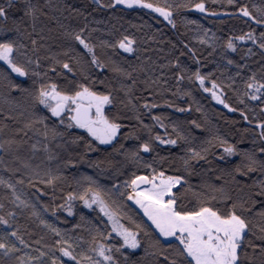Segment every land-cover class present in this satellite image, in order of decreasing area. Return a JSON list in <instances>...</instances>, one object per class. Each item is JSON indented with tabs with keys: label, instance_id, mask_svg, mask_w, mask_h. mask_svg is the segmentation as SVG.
I'll return each instance as SVG.
<instances>
[{
	"label": "trees",
	"instance_id": "trees-1",
	"mask_svg": "<svg viewBox=\"0 0 264 264\" xmlns=\"http://www.w3.org/2000/svg\"><path fill=\"white\" fill-rule=\"evenodd\" d=\"M99 1L32 0L42 14L35 32L31 22H27V32L32 33L31 39H36L37 44L33 46L25 34L21 43L26 48L22 51H27L34 61L30 65L29 79L40 80L43 84L55 83L62 91H74L75 84H87L93 90L111 92L114 101L106 115L120 123L121 130L112 144L104 145L83 129L65 128L67 142L85 160L103 161L98 167L93 166L100 173L96 184L79 181L72 172L55 175L54 179L46 175L24 176L15 182L0 166V178L15 186L13 193L6 184L0 183V204L4 206L0 208V216L8 221L7 224L0 223V237L7 236L19 249L7 257L0 251V264H21V261L23 264H52L53 257L58 264H90L89 257L107 264L103 257L92 251L98 244L112 246L111 253L106 254L125 264L124 255L115 251L122 239L111 231L108 218L96 205L86 207L79 196L91 184L101 191L106 203L117 213L119 223L133 231H137L139 224L142 241L148 242L149 237L144 232H155L154 226L128 199V187L122 182L130 183L140 175L151 178L159 172L182 176L187 181L181 192L184 193L183 203L188 206L197 203L194 193L203 194V198L217 195V201L213 203L220 208L227 206L207 185L223 186L237 201H248L245 207H251L252 211L246 215L254 226L246 240L260 245L262 242L258 237L260 229L264 228V217L256 213L264 205L258 196L254 197L256 203L253 204L248 194L258 193L260 185L257 182L264 180V175L259 172L245 177L236 174L237 184L229 173L241 161L240 152H254L258 159H264L258 151L264 148L261 139L264 89L258 91L247 87L253 82V76L258 84L264 85V49L260 47L264 43L261 38L264 24L256 22L264 13V0H232L231 3L229 0H204V12L192 7L200 0H146L161 7L171 5L173 23L145 8L104 7L111 0ZM245 6L255 20L244 17L239 11ZM81 28L84 29L82 35L94 46L106 67L90 64L91 56L66 34L79 32ZM247 33H252L255 40L236 39ZM124 35L135 40L134 52L107 46L116 44ZM229 39L235 50L227 47ZM65 61L73 67L71 73L63 69ZM197 71L205 77L206 85L215 82L221 88L228 107L217 104L204 91L195 78ZM253 95L257 99L253 100ZM154 117H159V121ZM193 121L200 127L197 128ZM76 137H83V140L73 143ZM89 140L92 151L85 148ZM162 140H176L177 143L164 144ZM221 140L233 145L237 154H225ZM145 142L150 146L148 151L139 147ZM120 145L123 149L114 151ZM189 148H195L203 158L190 159L186 167L184 159L190 155ZM131 151L138 152L135 160L127 155ZM104 175H114L117 179L112 181ZM48 179H52V183L44 182ZM113 185L117 186L113 188ZM185 189L190 191L185 192ZM70 192L75 197L72 200L68 199ZM17 193L20 201L25 202L23 205L15 200ZM90 196L88 193V198ZM67 206L71 207V214H68ZM52 228L58 229L59 235ZM13 231L24 239V245L10 235ZM58 240L60 244H57ZM61 247H68L76 260L64 256ZM122 251L130 257L128 264L133 261L144 264L145 260L151 259L141 260L143 248ZM41 253L47 255L41 256ZM37 257L38 262L30 259Z\"/></svg>",
	"mask_w": 264,
	"mask_h": 264
},
{
	"label": "snow or ice",
	"instance_id": "snow-or-ice-1",
	"mask_svg": "<svg viewBox=\"0 0 264 264\" xmlns=\"http://www.w3.org/2000/svg\"><path fill=\"white\" fill-rule=\"evenodd\" d=\"M231 2L232 0H229V3ZM117 4L126 5L129 8L133 5H138L143 8L152 9L163 16L169 23H173L171 19V5L161 7L153 3H148L146 0H111L110 4L103 6L113 7ZM177 7L180 6L177 5ZM192 7L201 12L205 11L204 0L193 4ZM239 11L242 12L244 17L256 19L246 6L241 7ZM41 14V10L36 4L32 3V0H0V61H3L7 65V68L11 70V73L17 74L18 77L31 78L30 65L34 61L28 55L27 51H22V49L26 48V45L21 43V38L27 34L28 38L31 39L32 33L27 32V22H31L30 26L32 31L35 32L36 23ZM256 22L264 24V13H262L261 18L256 20ZM83 32L84 29L81 28L79 32L66 34L83 47L85 54L91 56L90 64L99 68L106 67L94 51V46L82 35ZM261 38L264 39V33H261ZM236 39L255 40V37L252 33H247ZM103 43L107 44V42ZM31 44L35 46L37 44L36 39H31ZM134 44L135 40L133 38L124 35L116 44H107V46L111 48L118 46L125 52L132 53L135 50ZM227 47L235 50V45L231 39H229ZM260 47L264 49V43H261ZM35 50L34 48L33 51ZM56 62L60 63V61ZM35 63L38 65V59ZM62 67L69 73L73 71V67L67 61L63 63ZM115 70L120 71V69ZM31 75H39V73H32ZM127 75L131 76V73ZM194 75L200 81L201 86H203L205 77L200 75L199 71ZM3 78L5 81L4 87L8 94L5 97L6 102L11 103L12 101H9L8 97L13 92H16L22 97H30L33 108L36 105H43L53 117H61V113L67 110L71 113L67 127L71 128L75 124L76 127L86 130L88 136L100 144H112L121 130V124L105 114V106L112 105L114 101L111 92L93 90L87 84H75L74 91L59 90L58 85L55 83L40 84L39 88H36L35 80H32L31 84L23 81L17 82L7 71L3 72ZM177 79H182V77H177ZM252 80V83L247 84L248 88H255L258 91L264 89V85L258 84L254 76ZM133 84H135L134 80ZM213 87H217L215 82H213ZM204 90L211 91V89L207 88ZM212 97L218 100L219 103L224 104V100L216 92H212ZM252 99L255 100L257 97L253 95ZM145 107H149V105H145ZM225 107H228V105L225 104ZM45 119L47 117H38L35 121L30 120L25 127H34L36 123H41ZM153 119L159 121V117H154ZM60 123H64L63 119L60 120ZM193 124H195V121H193ZM195 126L197 128L200 127L199 124H195ZM51 132L53 137L61 135L54 128ZM42 135L45 139L48 138L49 129L47 124L44 125ZM125 138H127V135ZM156 139L159 140L160 137L157 136ZM181 139H184V137H181ZM261 139L264 140V132L261 133ZM76 140H83V137H76L73 143ZM161 142L164 144L177 143L176 140H162ZM6 143L13 144L17 142L8 141ZM220 145L223 147V152L228 156L237 154V149L233 145L227 144V141L221 140ZM4 147L5 144H0V148ZM32 147L35 149L36 145H32ZM139 147L148 151L150 146L145 142L140 144ZM44 148L46 151L48 150L47 144L44 145ZM85 148L87 151L93 150L91 140L85 144ZM122 149L123 145H120L114 151H121ZM204 151H207V149H204ZM258 151L264 156V148H260ZM187 152L190 154L188 159L182 158L184 159L186 167L189 166L190 159L203 158L195 148H189ZM127 155L135 160L138 152L131 151ZM239 155L242 157L241 161L229 173L232 175V181L234 183L239 184V181L236 179V174L245 177L249 173L259 172L264 175V159H258L254 152L245 151L240 152ZM48 159H52V157L49 156ZM81 160H83V156H81ZM100 163H103V161H94L90 166L98 167ZM108 163L111 162L109 161ZM24 167L30 168L31 165L24 162ZM52 179L44 182L50 184L52 183ZM85 179L91 181L92 184L95 183L91 177H85ZM218 179H222V177H218ZM0 183L6 184L15 193V186L13 184L4 181L2 178H0ZM18 183H22V181H18ZM141 183L150 185V187L138 190L139 184ZM257 183L260 185L258 193L249 192L248 198L249 201L255 204L256 200L254 197L258 196L260 203L264 205V180H260ZM186 184L187 181L182 176H166L164 172L155 173L151 178L148 176H136L130 183H125L126 187H131L133 190L128 194V199L134 200L139 205L143 210V214L151 221V225L154 226L155 232H144V235L149 237L148 242L142 241L139 234L141 228L139 224L136 225L137 231H133L131 228L119 223L117 213L106 203L101 191L93 188L91 184L85 189L84 194L79 196V199L84 202L86 207L92 208L93 205H96L99 211L108 218V222L111 224V231L115 232L122 239V244L116 247L115 251L124 255L125 264H128L130 257L125 255L122 249L140 250L141 248H143L141 260H144L146 257H151L150 260H145L144 264H264V228L260 229L261 235L258 237L262 242L260 245L253 243L252 240L245 239L252 232L254 226L248 215H246V213H251L252 211L251 207H245L248 201H237L225 191L223 186L216 188L214 185H207L213 193L218 194L220 202L225 203L227 206L225 208L217 207L213 203L217 201V195L203 198V194L201 193H194L197 197V203L193 206H188L183 203L184 193L181 192V189ZM177 185L180 188H177ZM115 187L113 185V188ZM174 188L176 189L175 191H173ZM187 191H190V189H185V192ZM88 193H91L90 198H88ZM74 198L73 193H68L69 200ZM15 200L19 201L22 205L25 203L24 201H20L19 196H16ZM3 207V204H0V208ZM62 207L65 206L62 205ZM67 211L71 214L72 209L70 206H67ZM256 214L264 217V207ZM9 215H12V213H9ZM0 223L7 224L8 221L3 216H0ZM52 231L59 235L58 229L52 228ZM156 233L159 235L156 236ZM10 235L15 237L21 245L25 244L24 239L16 231H13ZM153 237L155 238L153 239ZM160 237L165 239L161 240ZM60 243L61 241L58 240L57 244ZM65 243L67 242L65 241ZM246 246L251 247L253 253L259 249L258 257L257 255H250L245 251ZM0 251L7 257L19 251V249L16 248L15 243H11L7 236H5L0 237ZM60 251L64 256L76 260V257L68 247H61ZM92 251L98 256L103 257V261L107 262V264H120L118 260H113L112 255L106 254L112 251V246L110 245L98 244ZM40 255H47V253H41ZM30 259L37 262L39 260L38 257ZM87 259L90 261V264H101L99 260L92 261L90 257ZM21 264H23V261H21ZM52 264H58L55 257L52 259ZM78 264H81V262H78ZM132 264H137V262L133 261Z\"/></svg>",
	"mask_w": 264,
	"mask_h": 264
},
{
	"label": "rangeland",
	"instance_id": "rangeland-1",
	"mask_svg": "<svg viewBox=\"0 0 264 264\" xmlns=\"http://www.w3.org/2000/svg\"><path fill=\"white\" fill-rule=\"evenodd\" d=\"M94 1L96 3L100 2H98V0ZM120 6L129 8L126 5ZM131 8L143 7L133 5ZM148 10H151L155 14L161 16L159 13L153 11L152 9ZM195 10L201 12L198 9ZM161 17L163 18V16ZM2 63L3 61H0V144H5V147L0 148V166L3 171L7 175L13 177L12 179H15V182H17V179L24 176L46 175L53 178L55 175L65 172H72L78 178L79 181L87 182L89 180L85 179V177H91L92 181L96 182L97 179H99L98 177L100 173L98 174L93 169V166H90L92 162L85 160L84 158L83 160H81V155L74 149L71 144L68 143L69 141L67 142L66 137H64L65 128H68L67 125L71 113L66 110L65 112L61 113V117H53L52 114L43 105H36V107L33 108L32 100L30 97H22L19 93L16 92H13L12 95L8 97V100L12 102H6L5 97L8 94L4 87V71H7L13 79L17 80V82L23 81L27 84H31L32 79H29L28 77H18L17 74L11 73V70L7 68V65H3L4 63ZM35 81L36 88H39L40 84H43L40 80ZM202 88L211 89V91L204 90L211 97L212 92H216L217 95H219L220 98L224 100V94L218 85L214 88L213 83H210V85H206V83L204 82ZM213 100L221 106H225L226 104L225 101L224 104H221L218 100ZM109 107L110 105L105 106V114L106 110ZM38 117H47V119H45L41 123H36L34 127H25V125L30 120L35 121ZM61 119H63L64 121L63 124L60 123ZM45 124L48 125L49 129V135L47 139H45V137L42 135ZM53 128L57 133H61V135L53 137L51 132ZM71 128L78 127L73 124ZM8 141H15L17 143L7 144L6 142ZM45 144H47V151L44 148ZM32 145H36V148L33 149ZM49 156H51L52 159H48ZM24 162L29 163L31 167L25 168ZM103 177L109 178L112 181H116L117 179L114 175L113 177L109 175H104ZM146 187H150V185ZM146 187H143L141 189H144ZM132 191L133 190L131 189V187H128V193ZM17 194L19 196V193ZM130 201L135 204L143 213V210L139 207V205L135 203L134 200ZM149 222L151 223V221ZM244 250L247 251L250 255H257L258 257L259 249H257L256 252L253 253V249L251 247L246 246Z\"/></svg>",
	"mask_w": 264,
	"mask_h": 264
},
{
	"label": "water",
	"instance_id": "water-1",
	"mask_svg": "<svg viewBox=\"0 0 264 264\" xmlns=\"http://www.w3.org/2000/svg\"><path fill=\"white\" fill-rule=\"evenodd\" d=\"M140 176H147V175H140ZM150 178V177H149ZM146 186H148V185H146V184H139V189H141V188H143V187H146ZM132 189V188H131ZM138 189V190H139Z\"/></svg>",
	"mask_w": 264,
	"mask_h": 264
}]
</instances>
